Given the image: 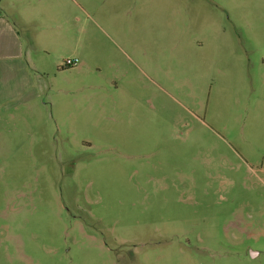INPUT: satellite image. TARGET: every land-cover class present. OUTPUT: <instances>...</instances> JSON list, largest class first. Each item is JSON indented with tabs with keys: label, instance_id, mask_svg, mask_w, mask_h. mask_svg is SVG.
Wrapping results in <instances>:
<instances>
[{
	"label": "rangeland",
	"instance_id": "374dc122",
	"mask_svg": "<svg viewBox=\"0 0 264 264\" xmlns=\"http://www.w3.org/2000/svg\"><path fill=\"white\" fill-rule=\"evenodd\" d=\"M49 18L40 97L3 115L0 264H264V0Z\"/></svg>",
	"mask_w": 264,
	"mask_h": 264
},
{
	"label": "crops",
	"instance_id": "0c3cea01",
	"mask_svg": "<svg viewBox=\"0 0 264 264\" xmlns=\"http://www.w3.org/2000/svg\"><path fill=\"white\" fill-rule=\"evenodd\" d=\"M49 17L50 0H0V155L3 115L40 97L37 73L42 66L36 58L43 49ZM55 28L61 29L60 24ZM249 42L252 40L244 41L242 50Z\"/></svg>",
	"mask_w": 264,
	"mask_h": 264
},
{
	"label": "built area",
	"instance_id": "2783aa9c",
	"mask_svg": "<svg viewBox=\"0 0 264 264\" xmlns=\"http://www.w3.org/2000/svg\"><path fill=\"white\" fill-rule=\"evenodd\" d=\"M77 63H78L77 59L76 60H68L67 61V66H69V67L75 66V65H77Z\"/></svg>",
	"mask_w": 264,
	"mask_h": 264
}]
</instances>
